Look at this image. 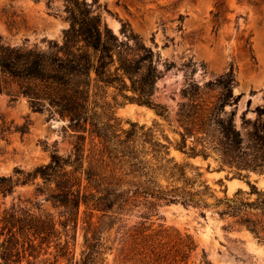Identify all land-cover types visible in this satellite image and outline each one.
<instances>
[{
    "label": "trees",
    "instance_id": "1",
    "mask_svg": "<svg viewBox=\"0 0 264 264\" xmlns=\"http://www.w3.org/2000/svg\"><path fill=\"white\" fill-rule=\"evenodd\" d=\"M63 1L69 26L60 43L49 40L45 49L11 46L0 37V90L8 81L15 82L32 110L47 105L65 118L72 137L66 154L53 149L45 164L28 172L16 169L20 177L0 175V264H187L196 246L192 237L156 223L158 207L161 203L207 207L209 198L224 204L219 215L245 207L260 211L259 219L242 211L238 220L260 240L264 191L248 182L250 193L258 195L255 200L216 198L198 166L170 156L168 143L153 127L131 121L123 128L114 116L100 117L91 97L101 85L128 90L131 95L123 94L125 100L163 116L164 110L153 100L161 74L158 55L131 31L119 38L91 12L86 0ZM120 32L125 35L124 26ZM234 84L232 67L213 81L186 84L177 112L181 132L175 147L204 158L213 152L222 164L234 168L238 178H246L250 171L264 174V119L259 120L264 107L256 109L253 121L240 115L241 127L250 125L242 132L235 126L234 106L225 109L239 98L233 95ZM210 91L215 93L203 98ZM11 130L25 133L28 127L2 122L0 137ZM18 183L34 185L36 196L61 207L60 219L18 203L7 205L4 197ZM81 206L82 243L74 259L68 235L78 225ZM131 215L138 220L128 226Z\"/></svg>",
    "mask_w": 264,
    "mask_h": 264
},
{
    "label": "rangeland",
    "instance_id": "2",
    "mask_svg": "<svg viewBox=\"0 0 264 264\" xmlns=\"http://www.w3.org/2000/svg\"><path fill=\"white\" fill-rule=\"evenodd\" d=\"M91 12L124 39L129 31L158 55L161 71L156 81L153 100L164 110L163 116L145 105L125 100L128 90L114 86H100L91 97L98 104L101 118L114 116L123 128L129 122L145 124L155 129L161 141L169 145L170 156L181 163L198 166L216 198H241L253 201L258 195L250 193L248 182L264 191V174L250 171L246 178H238L234 168L222 164L210 152L206 158L190 156L175 147L180 141L181 126L178 109L185 100L182 90L189 82L202 84L222 77L233 68L235 84L233 95H239L234 106L235 126L246 132L250 125L241 127L245 119L253 121L256 109L264 107V0H86ZM56 25V26H54ZM69 21L63 0H0V37L11 46H38L47 48L48 41L61 42ZM124 26L125 35L120 30ZM215 91L203 95L210 97ZM264 119V113L259 120ZM26 124L28 131L11 130L0 137V175L20 177L15 170L32 171L48 162L53 149L60 154L72 146L70 130L61 118L45 105L41 111L30 107L26 96L19 94L15 82L8 81L0 90V124ZM192 141L187 139L186 144ZM46 146V147H45ZM242 174H245L242 171ZM207 207L164 204L158 207L161 222L182 234H189L195 249L187 264H264V232L257 239L244 225L238 223L243 212L260 211L245 207L239 213L219 215L224 204H214L209 198ZM4 202L50 213L56 220L63 210L42 195H35L34 185L18 183L4 197ZM83 206L80 207L78 225L69 232V255L78 259L82 243ZM95 220V216L93 217ZM135 215L126 224L137 221ZM60 228V227H59ZM70 236V238H69ZM64 240V236L61 237ZM52 252L54 249L51 247ZM68 255V256H69ZM112 256L109 258L111 259ZM62 261L63 259H59Z\"/></svg>",
    "mask_w": 264,
    "mask_h": 264
},
{
    "label": "bare ground",
    "instance_id": "3",
    "mask_svg": "<svg viewBox=\"0 0 264 264\" xmlns=\"http://www.w3.org/2000/svg\"><path fill=\"white\" fill-rule=\"evenodd\" d=\"M54 26H56V25H54Z\"/></svg>",
    "mask_w": 264,
    "mask_h": 264
}]
</instances>
